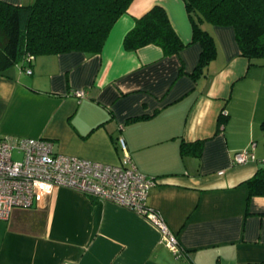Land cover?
I'll use <instances>...</instances> for the list:
<instances>
[{
    "label": "crops",
    "instance_id": "crops-1",
    "mask_svg": "<svg viewBox=\"0 0 264 264\" xmlns=\"http://www.w3.org/2000/svg\"><path fill=\"white\" fill-rule=\"evenodd\" d=\"M154 4L187 43L177 54L153 44L123 48L134 19ZM203 28L216 54L197 76L201 47L191 42L182 0H132L99 53L39 55L30 74L20 64L0 72V135L49 139L57 152L108 164L120 162L123 137L137 170L156 179L146 203L175 234L180 253L143 215L55 187L0 219V264L264 261V195L248 199L246 183L264 167V59L250 63L240 54L233 27ZM243 149L253 157L235 163Z\"/></svg>",
    "mask_w": 264,
    "mask_h": 264
},
{
    "label": "trees",
    "instance_id": "trees-1",
    "mask_svg": "<svg viewBox=\"0 0 264 264\" xmlns=\"http://www.w3.org/2000/svg\"><path fill=\"white\" fill-rule=\"evenodd\" d=\"M132 0H34L15 5L0 0V72L26 56L81 51L99 53L115 21ZM191 23V42L201 47L194 75L215 57L216 46L204 23L231 26L240 54L252 63L264 59V0H182ZM153 44L164 55L177 54L187 43L179 37L167 10L154 4L134 19L123 48ZM34 60L32 61V63ZM31 63V64H32ZM183 142V149L185 147ZM248 199L264 195V167L246 180ZM264 264V261L258 263Z\"/></svg>",
    "mask_w": 264,
    "mask_h": 264
},
{
    "label": "built area",
    "instance_id": "built-area-1",
    "mask_svg": "<svg viewBox=\"0 0 264 264\" xmlns=\"http://www.w3.org/2000/svg\"><path fill=\"white\" fill-rule=\"evenodd\" d=\"M33 60L28 55L19 63L27 74L32 72ZM83 95V90H75V96ZM117 144L122 158L118 164H108L57 152L49 139L0 135V219H7L12 208L37 204L55 187H68L143 215L159 229L161 240L178 255L175 234L146 203L156 179L137 170L123 137L117 138ZM14 153L19 157L13 158ZM249 157H253L252 151L243 149L233 159L239 164Z\"/></svg>",
    "mask_w": 264,
    "mask_h": 264
},
{
    "label": "rangeland",
    "instance_id": "rangeland-1",
    "mask_svg": "<svg viewBox=\"0 0 264 264\" xmlns=\"http://www.w3.org/2000/svg\"><path fill=\"white\" fill-rule=\"evenodd\" d=\"M7 135H10V134H7ZM18 157H19L18 154H16V153L13 154V158H18Z\"/></svg>",
    "mask_w": 264,
    "mask_h": 264
}]
</instances>
